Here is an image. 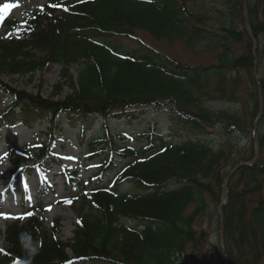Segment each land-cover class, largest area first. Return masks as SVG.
<instances>
[{"label":"trees","instance_id":"obj_1","mask_svg":"<svg viewBox=\"0 0 264 264\" xmlns=\"http://www.w3.org/2000/svg\"><path fill=\"white\" fill-rule=\"evenodd\" d=\"M261 6L264 0H248L255 53L243 0H45L40 12L23 21L5 20L11 32L0 37V76L56 64L66 81L59 83L69 84L72 94L55 101L17 92L0 114V125L13 120L30 125V113L49 112L52 127L63 129L58 119L66 116L80 127L83 140L98 118L105 125L111 118L132 124L153 110L166 114L169 132L151 127L138 138L140 133L121 132L128 140L123 146L109 133L93 137L86 150L97 159V180L105 183L90 194L80 185L83 199L73 238L61 240L60 224L47 228L30 216L8 226L0 264H176L189 249L203 247L208 232L199 225L217 215L228 172L256 156L254 136L244 150L226 141L213 146L208 136L217 123L226 134L230 128L254 132L258 91L242 98L241 88L245 74L257 86L256 57L264 65ZM147 35L195 52L218 50L217 63L181 60L149 43ZM212 99L242 109L215 111L207 105ZM263 118L264 111L259 124ZM180 136L187 138L172 141ZM136 139L146 143L135 147L129 141ZM259 145V159L241 166L228 186L223 215L230 264H264V133ZM42 151L36 156L39 166L59 161L51 146L42 145ZM126 185L131 189L123 191ZM48 189L44 181L42 191Z\"/></svg>","mask_w":264,"mask_h":264},{"label":"rangeland","instance_id":"obj_2","mask_svg":"<svg viewBox=\"0 0 264 264\" xmlns=\"http://www.w3.org/2000/svg\"><path fill=\"white\" fill-rule=\"evenodd\" d=\"M201 1L210 4L212 0ZM44 4L45 0H0V37L11 32H8L4 25L5 20L17 19L21 22L29 14L40 12ZM260 9L261 18H264V7L261 6ZM147 40L156 48L184 61L203 66L217 63L218 50L195 52L181 43L155 40L148 35ZM243 46V43H239L236 48L242 52ZM61 70L60 65L50 64L26 73H3L0 76V85H3V88L0 87V114L12 106L17 92L31 95L38 100L58 101L67 98L72 94V89L69 84L59 83L66 82L61 76ZM71 71L76 83L75 71ZM253 73L258 81V89L248 81V74L243 75L242 98L250 92L258 91L259 99L264 102V84L261 82L264 78V65H260L258 59L256 71ZM207 105L215 111L232 112L242 109L239 104L220 99H212ZM48 115L49 112L40 113L35 110L29 114L30 125H25L19 120L0 125V250L5 247L8 226L16 221L25 223L30 216L38 217L47 228L60 224L58 231L61 240L69 241L73 238L81 211L80 202L83 199L80 185H85L84 194H90L93 189L102 187L105 183L97 180L96 173L99 171L97 159L89 157V149L86 150L87 146L90 148L89 141L93 137L109 133L115 142L123 146L128 140L126 136L120 134L121 132L131 135L140 133L137 138L151 127L163 134L169 132L166 114H156L150 110L132 124H127L125 119L111 118L105 125L103 120L98 118L93 128L81 140L80 127L72 125L66 116L58 119L63 129L56 130L54 126L52 127L51 118L54 117ZM225 132L222 123H217L213 133L208 136V141L213 146H219L226 141L235 150H244L252 144L254 136L252 128L246 132L232 131L230 128L227 132L229 134ZM259 133H264V118L259 124ZM120 135L125 139H121ZM185 138L187 137H175L172 141L180 144L186 140ZM107 142L110 140L107 139ZM129 142L135 147H140L146 140L136 139ZM42 145L51 146L59 158V161L50 159L49 165L44 169L37 164L39 160L36 158L43 155ZM44 180L49 183L47 191H42ZM129 189L131 188L127 185L122 187L123 191ZM212 208L215 209L216 206L212 205ZM218 218V213L213 217L208 215L203 218L199 226L208 232L205 245L195 252L189 249L176 264H220L222 248L219 241ZM68 252L71 255V251Z\"/></svg>","mask_w":264,"mask_h":264},{"label":"water","instance_id":"obj_3","mask_svg":"<svg viewBox=\"0 0 264 264\" xmlns=\"http://www.w3.org/2000/svg\"><path fill=\"white\" fill-rule=\"evenodd\" d=\"M243 11H244V14H245V29L246 31L248 32L250 38L253 40L254 42V53H255V49H256V46H257V42L251 32V29H250V25H249V21H248V0H243ZM247 17V18H246ZM256 67H257V59H256V62H255V66H254V70L256 71ZM258 82V81H257ZM263 111H264V104H263V101L262 99L260 100V110H259V114L257 116V119L254 123V137H255V144H256V157L251 161V162H246V161H241L239 162L237 165H235L230 171L229 173L227 174V177L223 183V200L221 202V204L219 205L218 207V213H219V216H220V244H221V247H222V252H221V257L224 259V261L226 262V264H230L229 263V260H228V257L226 255V250H225V239H224V215H223V207L227 204L228 202V186H229V183H230V180L232 179V177L234 176V174L236 173V171L241 167V166H244V165H247V166H252L253 164H255V162L259 159L260 157V145H259V139H258V129H257V126H258V122L260 120V118L262 117L263 115Z\"/></svg>","mask_w":264,"mask_h":264},{"label":"snow or ice","instance_id":"obj_4","mask_svg":"<svg viewBox=\"0 0 264 264\" xmlns=\"http://www.w3.org/2000/svg\"><path fill=\"white\" fill-rule=\"evenodd\" d=\"M53 6H55V5H53ZM4 155L6 156V155H7V153H5ZM68 202L70 203V201H68ZM49 210H50V209H49ZM29 215H30V213H29Z\"/></svg>","mask_w":264,"mask_h":264}]
</instances>
